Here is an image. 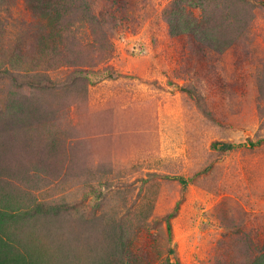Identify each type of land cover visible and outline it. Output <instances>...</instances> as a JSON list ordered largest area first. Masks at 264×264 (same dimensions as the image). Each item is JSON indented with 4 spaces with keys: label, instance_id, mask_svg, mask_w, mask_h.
<instances>
[{
    "label": "rangeland",
    "instance_id": "374dc122",
    "mask_svg": "<svg viewBox=\"0 0 264 264\" xmlns=\"http://www.w3.org/2000/svg\"><path fill=\"white\" fill-rule=\"evenodd\" d=\"M263 2L0 0V264H258Z\"/></svg>",
    "mask_w": 264,
    "mask_h": 264
},
{
    "label": "trees",
    "instance_id": "16d2710c",
    "mask_svg": "<svg viewBox=\"0 0 264 264\" xmlns=\"http://www.w3.org/2000/svg\"><path fill=\"white\" fill-rule=\"evenodd\" d=\"M263 5H264V2H263ZM236 146H240V145H235L233 143H230V142H225V143H214V147L218 148L219 150H221L222 152H228V151H231L233 150L234 148H236ZM179 179V183L183 185V188H185V185L187 183V181L181 177L178 178ZM177 208H178V204L175 205L174 209L172 212L168 213L166 216H165V219H166V230H167V233L169 234V236L171 235V223H170V218L175 216L176 214V211H177ZM172 251V249L170 250ZM258 264H264V252L262 254H260L258 257ZM167 264H180L178 261H175V262H169Z\"/></svg>",
    "mask_w": 264,
    "mask_h": 264
}]
</instances>
